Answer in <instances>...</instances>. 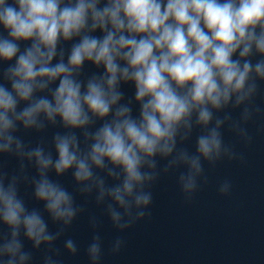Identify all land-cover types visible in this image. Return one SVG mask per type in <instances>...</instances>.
Wrapping results in <instances>:
<instances>
[{
  "label": "clouds",
  "instance_id": "obj_1",
  "mask_svg": "<svg viewBox=\"0 0 264 264\" xmlns=\"http://www.w3.org/2000/svg\"><path fill=\"white\" fill-rule=\"evenodd\" d=\"M262 84L264 0H0V157L17 161L0 167V264H33L42 249L43 264H61V239L75 257L65 234L85 207L74 192L94 198L118 233L150 217L161 176L176 174L191 202L205 164L245 162L224 131L253 142ZM49 128L62 131L35 146L18 135ZM68 173L74 191L59 181ZM217 191L230 195L231 181ZM89 225L86 256L100 264L101 220ZM124 246L116 236L111 254Z\"/></svg>",
  "mask_w": 264,
  "mask_h": 264
}]
</instances>
